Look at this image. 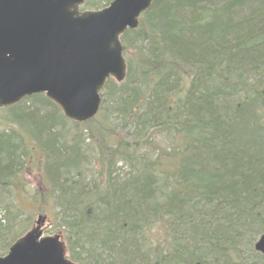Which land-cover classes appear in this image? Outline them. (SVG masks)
I'll return each instance as SVG.
<instances>
[{"label": "trees", "instance_id": "1", "mask_svg": "<svg viewBox=\"0 0 264 264\" xmlns=\"http://www.w3.org/2000/svg\"><path fill=\"white\" fill-rule=\"evenodd\" d=\"M121 40L125 80L106 82L86 122H105L111 138L123 131L100 146L109 151L97 174L81 171L89 139L71 141L42 94L7 110L16 124L0 131V256L22 235L9 223L24 214L15 191L35 162L29 137L71 261L84 264L80 252L95 264H264L247 248L264 232V0H152ZM162 221L166 238L158 232L146 249L147 227Z\"/></svg>", "mask_w": 264, "mask_h": 264}, {"label": "water", "instance_id": "2", "mask_svg": "<svg viewBox=\"0 0 264 264\" xmlns=\"http://www.w3.org/2000/svg\"><path fill=\"white\" fill-rule=\"evenodd\" d=\"M85 0H0V108L43 94L64 118L82 123L101 105L108 79L126 76L120 37L135 29L151 0H112L79 11ZM45 218L0 257V264H75L59 235L42 236ZM264 254V233L254 244Z\"/></svg>", "mask_w": 264, "mask_h": 264}, {"label": "rangeland", "instance_id": "3", "mask_svg": "<svg viewBox=\"0 0 264 264\" xmlns=\"http://www.w3.org/2000/svg\"><path fill=\"white\" fill-rule=\"evenodd\" d=\"M112 0H107L105 5L103 7L107 6L108 3ZM102 7V8H103ZM90 8L88 7V9ZM140 21V19H139ZM7 109H0V131L7 130L9 128L15 127V124L13 122H8L10 119L9 113ZM104 123L101 120H97L95 123H83L79 127L74 128L71 125H69L68 120H62L61 129L64 132L70 133V140L74 139L76 135H85L86 139H89V142H85V146L87 148V151L89 154H87V163L86 165L81 166V171L84 173L85 176H89L91 173L97 174L101 168L105 167L106 165L104 163H99V157H103L106 159L107 152L109 151V148L106 147L103 151H100V146L104 143H108L107 146H110L115 142L116 139H121L123 131L117 130L113 135L111 136H105L104 132L101 134L100 130L102 127H104ZM68 129V130H67ZM83 137V136H81ZM157 141V140H155ZM34 140L28 137V144L33 146V155L32 157L35 159V162L33 161L30 165H26L24 170L21 173V176L19 177L15 191V197L19 200L21 206L24 209V214L20 213L19 218L11 221L10 226H12V231L22 232L23 235L26 231L29 230V228L33 225L34 220L36 219L37 215L44 216L45 222L43 226V235H55L60 234L63 241L65 240V236L67 235L65 233L64 228L61 226V215L58 213V209L53 207V196L51 195V190L49 189V183L45 178V175L42 170V163L40 161V157L42 155L41 150L39 147L35 144ZM158 146V145H157ZM145 147L147 150H151L150 147H148L145 144ZM157 153L163 154L162 157L158 160L162 163L168 162L164 158V155H167L168 149L165 148L163 141H160V149L157 150ZM154 152V154H157ZM157 161V162H158ZM103 164V166H102ZM118 165V164H117ZM121 167V165H118ZM122 168V172L126 171ZM8 221L11 220V217L9 215V212L6 210ZM4 211L1 210L0 212V220L2 223L7 224V219L3 217ZM53 223H52V221ZM163 224L160 223L159 229L154 225L148 226L147 229L149 231V234L146 233L145 237L147 239L148 244L145 246L146 249L153 250L155 248L157 243L156 235L158 232L160 233L162 239L163 236L166 238L164 230L168 231L167 223L165 221H162ZM61 232V233H60ZM259 235H256L251 242H247V248L253 250V243L257 239ZM65 242V241H64ZM160 242V240H159ZM160 244V243H159ZM67 251L69 252V246L66 244ZM73 246V244L71 243ZM68 246V247H67ZM166 250V249H164ZM7 252V251H6ZM255 252V251H254ZM79 256L83 260L84 264H95V262L91 259H88L85 255L79 252ZM79 264V263H78Z\"/></svg>", "mask_w": 264, "mask_h": 264}]
</instances>
